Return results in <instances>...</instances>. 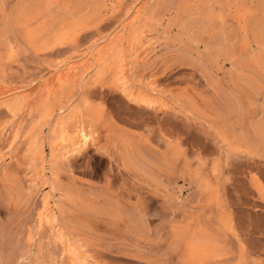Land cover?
<instances>
[{
  "label": "rangeland",
  "instance_id": "374dc122",
  "mask_svg": "<svg viewBox=\"0 0 264 264\" xmlns=\"http://www.w3.org/2000/svg\"><path fill=\"white\" fill-rule=\"evenodd\" d=\"M13 1L9 0L8 10ZM134 1L136 0H104L99 12L87 20L84 26L71 30L59 45L42 51L34 50L24 41L23 32L15 22L13 23L14 19L10 17L12 15L6 14L3 20V17H0V29L5 36L2 40L8 41L12 47V52H3L0 59V93L4 90L6 97L9 95V99L0 97V264H70L68 255L71 254L65 250L67 244V247L71 246L69 243L72 247L74 245L73 248L77 247L80 259L87 264H177L180 242L171 236L172 225L187 226L189 236L196 233L199 236L203 233V236L207 235L206 238L214 236L212 240H221L216 243L219 250L222 249L221 261H225L224 264H264V156L246 153L236 142V137L243 133L239 121L242 119L241 110L244 107L236 101L235 92L231 93L233 89L227 79L230 63L222 58L217 59V62L210 58L208 61L202 54L203 43L208 40V36H202L205 39L201 38L200 42L204 41L198 44V52H202L200 54L192 51V54L187 52L186 55V51L179 45L183 38L180 39L177 29L184 19L180 6L188 2L197 7L198 0ZM245 1L248 4V0H223L220 6L224 8L225 18H222L226 23L225 25L223 19V22L219 21V27L225 31L222 37H226L221 38V41L226 40V43H223L230 45L235 53L241 49L244 32L238 30L236 23L234 25L231 13L236 16V7L242 9ZM226 18L231 22L228 20V23ZM153 19L155 21H152ZM150 22L155 24L149 25ZM194 23L192 27L198 28V23ZM14 26L17 27L13 28ZM140 26L144 29L141 30ZM7 27L13 32L8 31ZM190 30L189 37L195 33ZM139 32L146 35L142 34L144 38L141 37L146 41L141 39V45L131 50L132 39L134 40V35ZM113 40L116 45L112 43ZM116 47L119 54L123 51V57H127L124 61L128 62L130 72L126 76L132 91L136 86L142 88L143 85L145 88L142 90L147 91L145 93L150 91L149 94L162 99L158 109L156 106L147 109L130 103L119 94L121 77L109 72H104L103 75V62L107 60L108 53L111 55L110 49L115 50ZM97 49L99 55H96ZM189 53L192 57L188 56ZM196 55L200 57L197 61ZM95 58L96 65L92 62ZM88 61H91L92 68ZM62 73L66 74L63 76ZM60 76L64 78L63 84L59 81H62ZM115 79H118L119 83ZM133 84L134 86H131ZM44 89H47L48 93ZM152 89L157 92L152 93ZM35 95H39L38 98ZM86 101L100 108L104 119H109L110 124L113 123L117 129L122 130L121 136L124 133H134L138 136L140 134L149 155L155 149L163 150L167 136L172 141L175 140L174 145L177 143L175 147L182 156L176 163L177 168L174 170L160 164L151 173L142 172L129 163L122 149H118L117 133L106 143L105 133L101 134L99 130L95 140L87 144L80 153L55 148L53 155L58 157L55 159L59 168V179L55 184L56 188H53L48 181L50 178L47 177L46 166L51 154L47 146L49 142L45 140L54 138L50 137L52 134L54 136L53 119L58 117L60 106L62 108L59 109L64 110L63 115H68L69 118L74 116L77 109L83 110ZM71 122L68 120V123ZM215 128L224 132L226 140L217 138ZM31 140L41 141L42 151L45 152H42L43 163L42 159L34 156L33 170V167L29 169V157H25L26 144ZM230 140L231 143L228 144ZM219 142H223L222 145ZM232 144L236 146L232 147ZM102 146H105L106 154L104 151H98ZM67 151L71 154L68 155ZM36 159L41 160L40 164L43 166L34 164H39ZM185 160L190 164V172L182 168ZM64 163L68 171L63 170ZM194 171L197 172V177L198 174L201 175L199 177L203 182L196 181ZM35 176L42 179L36 177L33 184ZM44 180L48 182L45 183ZM106 181H109L108 186ZM62 184L77 189L84 201L82 205H87L90 209H84L79 203L74 204L75 206L68 204L67 213L58 214L55 204L62 200ZM138 194L143 198L145 205L144 211L141 212L142 217L137 213L141 206H133ZM116 195L120 199H117ZM48 211L54 212L55 219L57 218L55 223L46 221ZM57 233H63L58 234V238H61H57ZM208 233L211 237H208ZM36 246L42 247L41 255ZM29 251L37 256H33L34 259L39 260H33ZM80 252L87 256L86 259Z\"/></svg>",
  "mask_w": 264,
  "mask_h": 264
},
{
  "label": "bare ground",
  "instance_id": "6f19581e",
  "mask_svg": "<svg viewBox=\"0 0 264 264\" xmlns=\"http://www.w3.org/2000/svg\"><path fill=\"white\" fill-rule=\"evenodd\" d=\"M103 1L104 0H14L13 1V5L8 10L9 0H0V17L6 16V14H8V13H9V15H12L10 17H13V19L15 20V21L13 20V23L15 22L16 23L15 25L20 27L21 31L23 32L22 36H23L24 41L27 44L31 45L34 50L42 51V50L54 47L56 45H59L61 43V41H63L65 39V37L68 35V33L71 30H74V29H76L78 27L84 26L87 23V20H89L91 17H93L94 15H96L99 12ZM136 1H134V2L136 3ZM222 1L223 0H198L197 7L192 6L188 2H184L182 4L180 3L181 4L180 10L184 14V17H183L184 19L180 22V25H179V27L177 29L178 33H179V36H180V39L183 38V40L181 39L182 43L179 44V45H181L182 49L184 51H186V53L183 51L186 55H187V52H191V54H192V51H197V53L200 54L202 52H198L199 51V49H198L199 45L198 44H200L201 42L204 41L203 40V41L200 42L202 36H208V40L207 41L205 40V42L203 43V53H202V54H204L205 57L208 58L207 60L209 61V58H210V59H213L212 61L217 62V59L222 58V60H224V61H229L230 67H228L229 71L227 73L228 74L227 79H229V84H230L231 88L233 89V90H231V93H232V91L235 92V94L237 95V96L235 95L237 97L236 101H238L240 103V105H242V107H244L241 110L243 116H242L241 121H239L240 126H239V124H237L241 128L243 133L241 132L236 137L237 138L236 142H237V144L242 146V148H243L242 150H245L246 153L248 152V153L256 154V156L257 155L264 156V0H248V4L245 1L246 4H244V2H243V8L242 9H238L236 7V9L238 10L236 16H234L231 13V15L233 16V17L231 16L232 17L231 20L234 23V25L236 23L237 24L236 26L239 27L238 30H241L242 32H244V37L243 38L241 37L242 38L241 39L242 42H241V45H240L241 49L239 48L240 50H238L239 51L238 53H235L234 50H232L230 48V45L227 46L226 44H224V43H226V40L225 41H221V38H223L225 36L224 35L222 37V35L225 34V31L223 30V28L219 27V21L221 19H223L222 17L225 16L224 15L225 13L223 11L224 8L222 9L220 7L222 5ZM163 5L165 6V3ZM228 7L230 8V4H228ZM160 8H162V6ZM128 9H129V7H128ZM221 12H223V13H221ZM138 13L139 12L137 10V14ZM183 14H180V15H183ZM134 16H135V14H134ZM126 17H129V16H126ZM147 17L150 18V16H147ZM178 17H179V15H178ZM151 18H152V16H151ZM228 18H229V16H228ZM1 19L3 20V19H5V17H3ZM155 20H156V18H155ZM155 20L153 19L152 21H155ZM223 20H224V23H225V19H223ZM226 20H227L228 23L231 22L230 19L226 18ZM156 22H158V19L156 20ZM194 22L198 23V26H197L198 28L192 27V23H194ZM150 24L152 25V24H155V23L150 22L149 25ZM157 24L158 23H156V25ZM127 25H128V23H127ZM127 25H126V27H128ZM225 25H226V23H225ZM7 26H8V24H7ZM17 26H14L13 28H15ZM117 26L119 27V25H117ZM2 27H3V25H2ZM9 27H7V28H9ZM126 27H125V29H126ZM143 27L146 28V25H144ZM147 27L149 28L150 26H147ZM140 28H141V26H140ZM142 29H144V28H141V30ZM190 29L195 32V33L193 32L194 34L191 37H189L190 34L188 35ZM7 30L8 29H6L5 31L7 32ZM135 30H137V29H135ZM135 30H134V32H136ZM8 31L13 32V30L10 29V28H9ZM192 31H191V33H192ZM137 32H138V30H137ZM164 33H166V31ZM142 34L143 33L139 32L137 35H134L135 37H134V40L132 39L131 50H132L133 47L135 49V47H137V45L140 44V41L142 42L141 39H143L144 38L143 36L145 35V34H143V36H142ZM168 34H170V33H168ZM239 34L240 33H238V35ZM108 35H110V34H108ZM162 35H163V32H162ZM2 37L5 38L4 32L0 29V49H2L0 51V59L2 58L1 57L2 54H4L3 52H6V53L7 52H9V53L12 52V47L10 46V43L8 41H6V40H4V42H3ZM120 37H118V38H120ZM141 37H143V38H141ZM248 37H249V40H247ZM224 38H226V37H224ZM101 39H103V38H101ZM166 39L169 40L168 38H166ZM143 40H145V39H143ZM170 40H171V36H170ZM176 40H178V39H176ZM99 41H101V40H99ZM108 41H110V40H108ZM117 41H118V39L116 40V43L118 44ZM105 43H106V41L104 42V44ZM112 43H115L114 40L112 41ZM116 43L114 45H116ZM146 43H148V42H146ZM178 43H179V41H178ZM102 44H103V42H102ZM102 44H101V46L104 47L103 46L104 44L103 45ZM120 46H122V45H120ZM237 46H239V45H237ZM98 49H97V54L96 55H99L98 54L99 53ZM178 49H179V47H178ZM90 50H91V48H90ZM110 50L112 52L111 55L108 53L107 56H106L107 60H105L103 62V75H104V72L105 73L109 72L111 74L112 73H116L117 76L121 77V78L119 77L120 80H121L120 83L117 81L118 79L117 80L115 79L120 84L119 87H118V91L120 92L119 94H121L124 98H126L130 103L135 104L137 106H141V107H144V108L146 107L147 109L148 108H150V109L154 108V106H156V108L159 107V104H160L159 102L162 99H159L158 97L153 96V94H149L150 91L148 92V94L145 93L147 91L145 90V92H144V90H142V88L143 89L145 88V87H143V85H141L142 88L136 86L137 89L141 88L140 90H137L135 88L136 91L134 90V87H133L134 91H132V88L129 86L130 84L128 85V82H127L128 81V79H127L128 77L126 76V74L129 73L130 71L128 70V67H127V66H129L127 64L128 62L124 61L126 56L123 57V55H122L125 52L123 53V51H122V54H121V52L119 54L118 53L119 50H117V47H116L115 50H113V49H110ZM122 50H124V49H122ZM95 51H96V49H95ZM91 52H92V50H91ZM103 52H101L100 55H102ZM92 55L94 56V54H92ZM96 55H95V57L97 58L98 56H96ZM189 55H190V53L188 54V56ZM82 56L80 58H82ZM93 56H92V58H94ZM199 56L196 57L195 61H197ZM96 58L93 59L92 62H94V60L96 61ZM190 59H192V58H190ZM83 60H84V58H83ZM202 61L203 60L201 59V62ZM88 63H89V61H88ZM88 63H87V67L89 66ZM94 63H95L94 65H96V62H94ZM89 64H90V68H92L93 65L91 67V61H90ZM84 66H86V65H84ZM216 67H217V65H216ZM85 69L87 70L86 67H85ZM96 69H98V68H96ZM101 69L102 68H100V70ZM86 70H85V73H87ZM226 71H227V69H226ZM0 72H1V70H0ZM89 72H91V70ZM85 73H84V75H85ZM65 74H63V76ZM60 77H59V79H60ZM66 78H67V75H66ZM97 78H99V75H98ZM63 79L64 78H62V81L59 80L61 84H63L62 83ZM3 80H5V79H3ZM55 80H56V78H55ZM56 82H57V80H56ZM66 82H68V81H66ZM78 82H79V80H78ZM60 83H58V84H60ZM64 83H65V80H64ZM55 85H56V83H55ZM46 86H47V84H46ZM131 86H134V84L131 85ZM145 86H146V84H145ZM152 86H153V84H152ZM230 86H229V89H231ZM42 88H43V86H42ZM42 88H41V90H42ZM36 89H38V88H36ZM154 89H152V93L155 94V92H157V91H155ZM44 90L47 92V89H44ZM45 91H43L44 94L46 93ZM6 92H7V90H6ZM39 92H40V90H39ZM39 92L37 94H40V96H41V93H39ZM43 92H42V94H43ZM49 92H50V89H49ZM32 93L34 94V92H32ZM231 95H233V94H231ZM4 96L6 97V93L4 94V90H3V93H0V97H4ZM35 96L38 98L39 95H35ZM45 96H43V97L45 98ZM8 97H9V95H8ZM8 97H6V98H8ZM27 97H29V96H27ZM13 98L14 97H12V99ZM33 98L34 97H32V99ZM13 100L15 101V99H13ZM16 101H18L17 97H16ZM7 103H9V102H7ZM73 104H75V103H73ZM84 104H85V106L83 105L84 106L83 110L79 111L77 109V111L74 114V116L69 117V118H68V115H63V111L64 110L62 111V109H59L60 107L62 108V106H60L58 108V110H59L58 111L59 113L57 114L58 117L56 119H53L55 121L54 132H52L53 129H51L52 131L50 130L52 133H54V136L52 134L50 137H54V138L53 139L50 138L51 140H49V141L45 140L47 143L49 142L47 146L49 147V151H50L49 154H51L49 162L47 161L48 165L46 166L47 167L46 171H48L47 172V174H48L47 177L50 178L48 181L51 182V184H52L51 186H53V188H56L55 186H57V185H55V184H57V181H58L57 179H59V176L57 178V174L59 172V168H58L57 161L55 159V158H58V157L53 155L54 154L53 152L56 150L55 148L59 147L60 149H62V151L69 150V151H71V153H78L83 148H85L87 144H89V143H91L92 141L95 140L94 139L95 135L98 133L99 130H101V134L105 133L104 139H106V143L108 141H110V139H112L111 137H114L115 134L117 133L116 134V138L119 141V148L118 149L119 150L122 149L121 151L123 152L124 156H127L128 160H129V163L130 164L131 163L134 164L138 168V170L140 169V170H142V172L144 171L146 173L147 172L151 173L153 171V169H155L160 164L165 165V166H167V168H171V169H174V170L177 168L176 167V163L180 161L181 152H179V149H177L175 147V145L177 144V143H175V145H174L175 140L172 141L170 138H167L168 137L167 136L166 139H165V142H164V146L165 147L163 148V150L161 149L162 151L161 150L159 151V150L155 149L154 152L151 153V155H149V154H147V152H146V150L144 148L145 141L141 138L142 136L140 134L138 136L137 134H134V133L127 134V133H124V131H123V133H124L123 136H126V134H127V136L126 137L121 136L122 135V133H121L122 130L119 127H118L119 129H117V126L115 124H113V123L110 124V120L109 119L105 120L104 116L102 115V111H101L100 108H96L93 105H90V103H87V101ZM166 104H168V103H166ZM23 105H24V102H23ZM161 105H162V103H161ZM168 106H169V104H168ZM63 108H65V107H63ZM20 110H22V108ZM72 110H73V108H72ZM22 111H19V112H22ZM15 112H17V111H15ZM53 114H55V113H53ZM53 114H50V115H53ZM65 114H67V113H65ZM45 115H46V113H45ZM47 117H49V116H47ZM49 119H51V118L49 117ZM49 119H47V120H49ZM68 120L72 121L71 124L68 123ZM43 123H44V121H43ZM68 124H69V126H67ZM43 125H45V124H43ZM209 126H211V125H209ZM50 128H52V126ZM223 133L224 132H221L220 130L218 131V129H216L215 134H216L218 139L219 138H223L224 139ZM38 135L40 137L39 133H38ZM37 136H35V137H37ZM213 136H214V134H213ZM216 136H215V138H216ZM46 138H48V137H46ZM215 138H213V139H215ZM39 140L38 141L37 140H31V141H29V144L28 143L26 144L27 145V147H26L27 148V151H26L27 156L25 154L24 155H25L26 158L29 157L28 158V160H30V163H29V167L30 168L29 169H31L33 167V161L35 160L34 156L36 155V156H38L39 159H42L43 158L42 154L45 153V152L42 151V149H43L42 148V142L39 141ZM224 140H226V139H224ZM224 142H226V141H224ZM217 143L218 142H216V144ZM221 143H223V142H221ZM230 143H231V140H230V142L228 144H230ZM233 145L234 144H232V147H233ZM217 146H218V144H217ZM234 146H236V145H234ZM219 147H221V146H219ZM219 149H221V148H219ZM239 149H241V148H239ZM105 150H106L105 146H102V147L98 148V151H104V153H105ZM68 153H70V152L67 151V154ZM55 155H56V153H55ZM62 155H64V154H62ZM74 155H76V154H74ZM57 156H59V155H57ZM4 158L5 157H3V159ZM61 158H63V157H61ZM184 159H185V157H184ZM42 160H43L42 162H41V160L40 161L37 160L39 162V164H37V162H35L34 164L40 166V165H42V164H40V162L41 163L44 162V159H42ZM46 160L47 159H45V162H46ZM3 161H2V156H1V162H3ZM186 161L187 160L183 161L182 168L185 169V170H188L190 172V168H189L190 164H188V162H186ZM62 166H64L63 170H67L68 169V167H67V169H65V163ZM41 168H43V167H41ZM33 169H34V167L32 168V170ZM44 169H45V167L43 168V170ZM60 170H61V172L63 171L62 169H60ZM196 170H199V168H196ZM195 171H194L193 175H195L196 181L198 183L203 182L204 180L199 177L201 175L198 174V177H199L198 178L197 177V172H195ZM36 173H37V171H36ZM63 173H64V171H63ZM40 174H41V172H40ZM189 175H191V174H189ZM36 177L37 176H35V178L33 179V182L31 181L33 184H35V182H36ZM32 178H33V175H32ZM37 178L39 179L40 177H37ZM41 179L42 178H40L39 180H41ZM45 179H46V177H45ZM48 181H45V183L48 182ZM250 182H252V181L250 180ZM105 184H106V186H108L109 181H106ZM47 185H49V184H47ZM34 186H36V185H34ZM255 186H257V184ZM31 187L32 186H30V188ZM76 190L73 188V186H64L62 184V186L60 187V191L62 192V195H61L62 196V200H60L59 203L55 202L56 203L55 204L56 208L58 210V214H62V213H65V212L67 213L68 204L69 205L70 204L74 205L76 203H79V205L80 204L82 205V203H84V201L82 200V195L79 194L80 192L78 193V191H76ZM53 191H54V189H53ZM29 192H31V191H29ZM18 195H19V193H18ZM21 198L22 197L20 195L19 199H21ZM116 198L120 199V198H118V195H116ZM45 200L46 199H44V201ZM49 200H51V199H49ZM55 201H57V200H55ZM135 203L136 204L133 205L134 208H136L137 205L141 206V210H139V212H137V213H138V215L141 214L140 216L142 217V213L141 212L144 211V209H145L144 206L145 205H144L143 198L139 194L136 196ZM48 204H49V202H48ZM82 206H84V209H86V210L90 209L87 205L83 204ZM45 210H47V209L45 208ZM54 210L56 211V209H54ZM52 211H53V209H52ZM48 212L49 213H47L48 217H46V221L47 222H51L52 221V222L55 223V220L57 218L55 219L54 212H51V211H48ZM70 212H71V210H70ZM58 214H56V215H58ZM53 225H55V224H53ZM187 228L188 227L184 226V225H182V226H180V225L179 226L172 225V228L170 229L171 230L170 233H171L172 238L175 239L176 241L180 242V247H179L180 252H179V256L177 258L178 259L177 264H221L223 262V260L221 261L223 254L221 252L222 249L219 250V247H218V245L216 243L218 240L217 239H216V241L214 239L212 240L211 238L214 237V236H212V237L209 236L210 235L209 233H208V237H211L210 239L206 238L207 235L205 233H204V235H206V236H203V233H201L202 235H199V236L196 235L197 233L193 234L194 236H192V235L189 236L190 233L188 234L189 230L187 231ZM51 230H53V229H51ZM58 230H59V228H58ZM63 230H64V228H63ZM53 232H52V235H53ZM57 232H59V231H57ZM60 233H57V238H58V234H60ZM50 234H51V232H50ZM62 234H60V235H62ZM68 236H70V235H68ZM47 238H49V237H47ZM57 238L55 239L54 242H56ZM59 238H61V237H59ZM52 239H54V236L52 237ZM62 240H64L63 236H62ZM67 241H69V239ZM220 241H218V242H220ZM65 243H66V241H65ZM63 244H64V241H63ZM73 244H75V243H73ZM37 245H40V244H37ZM50 245H52V244H50ZM69 245H71V246L67 247L68 244H67V246L65 245L66 246L65 248H67L65 250H68V252H70V254H71V255H68V256H70V262L69 263L70 264H87V263H85L84 260H82V258L80 259L79 253L77 251V247L73 248L74 245L72 247V244H70V243H69ZM86 245L88 246V244H86ZM36 248H37V250L39 251V254H40V251H41L42 247L36 246ZM87 251L88 250L86 249L85 252H87ZM28 253H29V255L32 258H33V256L37 257V256L34 255V253L30 254L31 253L30 251ZM81 255H82V253H81ZM30 256H28V257H30ZM82 256H84V255H82ZM88 256H90V255H88ZM86 257L84 256L85 259H86ZM90 259H92V258H90ZM224 259L226 260V258H224ZM33 260L37 261L39 259L38 258L37 259L33 258ZM95 262L98 263L97 260ZM233 262H234V260H233ZM224 263H226V262L224 261L223 264Z\"/></svg>",
  "mask_w": 264,
  "mask_h": 264
}]
</instances>
